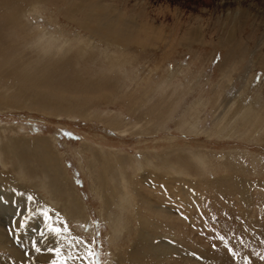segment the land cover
Here are the masks:
<instances>
[{"label":"rangeland","instance_id":"obj_1","mask_svg":"<svg viewBox=\"0 0 264 264\" xmlns=\"http://www.w3.org/2000/svg\"><path fill=\"white\" fill-rule=\"evenodd\" d=\"M199 100L198 128L182 130ZM0 138L95 264H264V0H0ZM44 156L78 188L81 220ZM180 169L195 183L174 182L177 202L152 182ZM9 220L0 264H29L31 236Z\"/></svg>","mask_w":264,"mask_h":264},{"label":"bare ground","instance_id":"obj_2","mask_svg":"<svg viewBox=\"0 0 264 264\" xmlns=\"http://www.w3.org/2000/svg\"><path fill=\"white\" fill-rule=\"evenodd\" d=\"M33 10L37 13L36 5H35V9H33ZM39 31H41V30H39ZM42 34H44V35H42ZM38 38H39V44L42 45V48L43 47H44V49L50 48L47 44H49V43L52 44V42L54 41V34L47 30L46 32L45 31L39 32ZM55 38H56V36H55ZM60 38H62V37H60ZM79 39L81 40V36ZM40 42L43 44H41ZM66 42H63L64 44H63V46H61V48H63L65 46ZM60 45H62V44H60ZM46 52H48V51H46ZM191 84H193V83H191ZM201 101L202 100L196 101V103L193 104V106L189 108L190 110L188 111V113H191V116L186 115V117L182 121V126H181L182 130H186V129L192 130V128L190 126H193L194 129L198 128V125L195 122H193L192 114L195 112V107ZM197 113H200V112H197ZM197 122H199V118H198ZM0 140H1V138H0ZM33 143H34V141H33ZM1 145L2 144L0 141V162H2V167H4L3 170H0V224L2 221L6 223V220L8 219V216H9V218L11 219V220H9V223L12 224L13 229L15 231L14 235H18L20 237L23 236L24 240L29 239V237L31 236L30 241L33 245L32 248H33L34 252L32 254V257L30 259L31 262H29V264H95L94 258L92 256V252L90 251V249H93V247L90 248V246L88 244H86L82 240V238L79 237V235H76V237H74V238L71 237L73 235V231L71 229L70 219L62 211L64 208L61 209L60 206L56 205L52 199H48L45 196L41 195L40 192L42 191L43 187L44 188L47 187L46 181L45 180L41 181V180H39L40 178H38L39 181L33 180V179H35L34 178L35 176L34 177L32 176L31 181L33 183V187L36 190V191H33L32 184L26 185V182L23 183L18 178L17 174L14 175V173L12 171H9L8 165L6 164L4 157H3V151H2ZM23 145H25V144H23ZM36 145H37V143H36ZM31 146H32V144H31ZM149 160H151V159H149V158L144 159L143 158L141 161H149ZM43 161L45 162V164H47L46 166H48L47 170L49 169L55 175H57V172L60 173V176L62 178V182L64 184L65 189L66 188L69 189L68 185H70L71 188L73 189V191L78 194L75 196L74 202H75V205L77 206V210H78L77 215L79 218L77 217V219L81 220L82 219L81 217H83L84 216L83 214L87 211V207L83 206L82 203H80V201H79L80 200L79 199L80 198V195H79L80 192H79L78 188H76V186H74L75 184L73 181L70 180V178L66 177L67 175L65 172H64V175H66V176H65V180H64V178L62 176V172H61L62 170L59 171L58 167H56L59 164L55 165L56 162L54 164V161L47 156H44ZM114 163L118 167H123L122 161L116 163V162H114L113 159H111V168L116 166ZM118 163H121V164L118 165ZM141 166H142L141 163H139L138 167H136V172H138L137 171L138 169H139V171H141ZM64 170H65V168H64ZM185 170L180 169V172H182V174L184 175L185 172H187ZM120 171H121V176H120V180H119V182H120L119 186L123 187V189H124V194L121 198V201L127 202L128 200H130L131 192L128 191L129 184L127 181L126 173L121 169H120ZM177 172L178 171H172L171 170L169 172V174L170 175H172V174L179 175V174H177ZM58 175H57V177L59 178L60 176H58ZM156 175L158 177L153 180V182H152L153 186L163 184L162 187L165 188V190H167L166 191L167 194L171 195V197L174 196L175 200L177 199V197L180 198L179 192H181V190H179V189L177 190V188L174 187V182L182 181L181 177H186L185 175H189V174H185L184 176H179V177H177V176L173 177V175H172V177H170L167 180L165 179L166 176H162L160 173L156 174ZM163 175H164V173H163ZM111 177L115 181L114 184H117L116 183V177L114 175ZM186 178L189 179V181H191L190 186L194 185L195 182L191 178H188V177H186ZM139 182H141L139 185L140 187H141V185H145V184L147 185L146 179H144L143 176L141 177ZM101 189H103V194L101 193L102 194L101 198H103V200H105L106 204H108V197H109L108 189L104 188V187H102ZM138 190H139L138 192L140 193L142 200L144 197H146L148 200H150V202H154V198H151V197H153V196H151L152 192L150 194L148 191L146 192V190H144V188L138 189ZM175 193L177 194V197H176ZM69 199H70V197H69ZM173 201H174V199H173ZM176 201L178 202V200H176ZM61 205H62V207H64V204H61ZM154 207L157 209H160L161 212H166V211H164V209H162V207H159V206L157 207L155 205H154ZM160 211H158L159 215L164 214V213H161ZM167 211H169V210H167ZM166 214L167 213H165V215ZM170 217H171V214H170ZM34 225L36 226V229L31 232V229L34 227ZM84 226L90 227V230L93 229V228H91V221L85 222ZM2 228L4 229V227H2ZM4 233H5L4 230H2L0 228V245H3L1 243H4L3 242L4 240L7 242V237L5 236ZM2 238H4V240ZM9 242H10V240H9ZM7 246H6V248H7ZM6 260L8 261L7 264H12V260L11 261H10V259H6ZM14 263L15 262H13V264Z\"/></svg>","mask_w":264,"mask_h":264},{"label":"snow or ice","instance_id":"obj_3","mask_svg":"<svg viewBox=\"0 0 264 264\" xmlns=\"http://www.w3.org/2000/svg\"><path fill=\"white\" fill-rule=\"evenodd\" d=\"M221 239H223V238H221Z\"/></svg>","mask_w":264,"mask_h":264}]
</instances>
